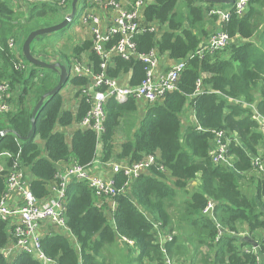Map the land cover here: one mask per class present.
Here are the masks:
<instances>
[{
    "label": "trees",
    "instance_id": "trees-1",
    "mask_svg": "<svg viewBox=\"0 0 264 264\" xmlns=\"http://www.w3.org/2000/svg\"><path fill=\"white\" fill-rule=\"evenodd\" d=\"M72 1H25L21 4L31 9L23 21L13 0H0V78L10 81L14 104L13 110L0 114V132L8 130L0 138L4 165L0 202L15 164L24 172L33 195L45 200L53 195L51 184L59 167L71 163L88 166L96 158L106 164L133 163L153 156L155 163L131 180L124 171L115 174L118 188L128 180L130 185L114 198L113 223L111 211L102 206L105 198H100L98 206L94 189L84 181H72L63 207L71 236L46 223L40 241L42 252L55 264H165L167 256L177 261L188 256L183 239L187 234L186 242L196 248L189 257L192 264L196 258L198 264H260L264 255V176L254 172L253 160L260 157L264 161V133L249 105L254 104L256 113L264 117V0H249L242 14L234 8L235 0L229 17L220 24L218 11L226 10L227 4L149 0L142 13L146 29L134 36L137 53L154 49L166 61L185 60L186 67L177 89L145 104L143 117L136 99H108L100 134L78 127L69 138L66 131L81 122L91 108L82 92L90 79L72 73L70 58L99 73L102 60L93 51L92 39L75 44L70 37L72 41L65 42L71 46L70 53L62 55L61 50L48 49L44 36L36 38L33 54L42 59L58 54L70 74L62 89L45 100L29 136L34 109L41 97L57 86L59 72L30 64L22 45L32 31L63 21L62 8ZM75 22L76 18L62 31ZM150 27L156 30L150 31ZM217 29L229 35L231 44L213 54L193 56ZM10 39L19 42L17 51L9 47ZM120 39V35L114 36L107 48ZM21 63L26 67H15ZM106 75L125 78L136 86L146 76V64L135 57L114 55ZM68 86L75 92L67 101L62 91ZM189 107L196 123L185 125ZM216 131L223 132L228 142L226 159L220 163L213 161L211 153ZM118 138L123 141L119 148ZM252 182H256V190L250 194L243 191ZM211 203V213L204 214ZM9 223L0 216V264H41L26 252L5 256L4 250L17 241ZM160 232L177 233L162 241ZM241 233L249 234L257 246L245 241ZM201 246L208 252L201 251Z\"/></svg>",
    "mask_w": 264,
    "mask_h": 264
},
{
    "label": "built area",
    "instance_id": "built-area-1",
    "mask_svg": "<svg viewBox=\"0 0 264 264\" xmlns=\"http://www.w3.org/2000/svg\"><path fill=\"white\" fill-rule=\"evenodd\" d=\"M23 3L35 0H13ZM149 0H85L84 10L81 15V23L88 27L93 41V51L101 58V71L95 73L91 66L86 63H75L72 72L75 75L86 76L90 83L86 85L82 92L87 97V102L91 104L84 119L76 123L79 128H91L100 134L103 130V122L106 118L105 104L108 99L113 98L119 102L128 101L130 98L136 99L141 106L153 104L165 97L171 91L177 89L181 73L186 67L185 60L172 61L168 69L162 71L160 65L165 62L156 50H151L146 54H138L134 36L145 30L142 24V13ZM249 0H237L234 8L239 14L245 12ZM100 11V12H99ZM219 22L229 17V11H218ZM107 23L103 24L104 18ZM150 31H155L156 27H150ZM120 35V41L107 48V44L114 36ZM231 44V39L224 31H215L209 38L200 44L193 56L203 57L205 54H213L216 50L223 49ZM17 41L9 40V47L17 51ZM118 55L124 59L138 58L146 64V76L142 82L136 86H131L125 78H111L106 75V69L111 57ZM16 68H25L24 63L15 65ZM199 82V86H200ZM12 86L9 80L0 78V114L14 109L12 101ZM256 121L264 133V117L255 114ZM213 161L220 163L225 161L228 153V142L224 133L215 132L214 147L212 149ZM102 163L99 158L88 166L78 163H71L59 167L55 174V180L51 184L53 195L48 199L40 200L31 192L29 182L24 177V172L15 164L7 175L8 189L3 200L0 202V216L8 219L10 226L15 229L17 241L11 243L9 248L4 250L6 257L12 256L15 252H26L34 255L41 264H55V261L47 257L41 250V238L43 227L46 223H52L62 232L71 236L64 216V199L67 187L72 181H84L95 190L101 206L100 198L108 200L109 204H115L114 198L119 192L129 188L130 180L138 174L146 171L155 163L153 156H146L140 161L129 163L127 161H110L103 165V170H99L97 165ZM0 170L3 168L0 167ZM253 170L260 176H264V161L260 157L253 160ZM124 171L130 177L123 188L117 187L115 174ZM213 204L207 205L203 213L210 214ZM158 228V225L156 226ZM220 232H224L220 228ZM160 232L162 241L172 236H165ZM249 234L241 233V237ZM250 236V235H249ZM132 243L131 241L125 239ZM256 247V246H255ZM247 249V248H246ZM247 251H250L247 249ZM165 264H181L176 259L166 257Z\"/></svg>",
    "mask_w": 264,
    "mask_h": 264
},
{
    "label": "crops",
    "instance_id": "crops-1",
    "mask_svg": "<svg viewBox=\"0 0 264 264\" xmlns=\"http://www.w3.org/2000/svg\"><path fill=\"white\" fill-rule=\"evenodd\" d=\"M38 2H40V1H45V0H37ZM47 1V0H46ZM122 2H125L126 0H121ZM85 0L82 2V6H81V9H80V12H78V14L76 15V22L69 28V32H70V35L71 36H67V37H65V38H61V40L59 41V44H65V42H68V41H72V38L70 39V37H73L74 36V38L75 39H78V40H81V41H84V40H87V39H92V35H91V33H90V31H89V29H88V27H85L84 25H82V23H81V15H82V13H83V10H84V5H85ZM13 3H15L14 5H15V9L18 11V13H20L19 14V18L20 19H22L23 18V21L24 20H26V18H28L29 17V14H30V9H31V6H28V4H21V3H19V2H13ZM71 10H72V3H70V4H65L64 6H63V8H62V14H63V17L65 18L70 12H71ZM100 12V11H99ZM62 18V17H61ZM63 20V19H62ZM104 22H103V24H106L107 22V18L105 17L104 18V20H103ZM221 22H217V24H220ZM216 31H221V29H217ZM19 42H17V44H18ZM19 45V44H18ZM34 55H35V53H34ZM48 57H46L47 59H45V60H47V61H49V62H53V63H55V62H61V63H63V62H65V61H63V60H61L60 58V60L57 58V56L56 55H53V56H49V55H47ZM38 57V56H37ZM39 58H41V57H39ZM64 64V63H63ZM170 64H172V61H165V62H162V64L160 65V69L162 70V71H165V70H167L168 69V67H169V65ZM65 98V97H64ZM189 100H192V97L189 99ZM144 107H145V105L144 106H141V108H140V111H141V117H143L144 116ZM249 107L252 109V111H254L255 112V114H256V106L254 105V104H252V105H249ZM71 109H72V111H75V105L74 106H71ZM183 122H184V124L185 125H189V124H195L196 123V119H195V114H194V111L192 110V108H190L189 107V116L188 117H185L184 119H183ZM78 128V126L75 124L73 127H70V128H68L66 131H67V135H68V137L70 138L71 137V134L73 133V131L75 130V129H77ZM99 152H100V150H99ZM263 159V158H262ZM1 162L2 161H0V167H2L3 168V166L4 165H2L1 164ZM97 168H99V170L101 171V170H103V165H102V163H99L98 165H97ZM254 173V172H253ZM244 186H245V184H243ZM247 187L245 186V189H246ZM194 189V188H193ZM110 205H112L111 203L108 205L109 207H110ZM111 211V214L109 215V218H110V221H111V223H113V220L111 219L112 218V208L110 207L107 211H108V213H110V211ZM61 231H62V229H61ZM175 233H177V232H173L172 234H170V236H172L173 234H175ZM166 236H168V234H166ZM188 237H187V234H184L183 235V239H184V241H185V243L187 244V247H188V256L187 257H184V256H182V257H179V259L181 260V264H192L191 263V260L189 259V257L193 254V252H195V250H196V248H195V246L193 245V244H191V243H189V242H186V241H188V239H187ZM201 251H203V252H208V250H207V247L206 246H201ZM200 262V260L199 259H197L196 258V262L194 263V264H198ZM200 264H202V263H200Z\"/></svg>",
    "mask_w": 264,
    "mask_h": 264
},
{
    "label": "water",
    "instance_id": "water-1",
    "mask_svg": "<svg viewBox=\"0 0 264 264\" xmlns=\"http://www.w3.org/2000/svg\"><path fill=\"white\" fill-rule=\"evenodd\" d=\"M203 1H208V2H215V3H219V4H233L235 2V0H203ZM80 0H73L72 1V10L71 12L64 18L63 21H61L60 23L51 25V26H47V27H42L39 29H36L34 31H32L27 38L25 39L23 45H22V52L23 55L25 56L26 60L34 65V66H38L41 68H48V69H53L55 71L59 72V80H58V84L57 86L51 90L50 92L44 94L41 99L39 100V102L37 103L34 112H33V120H32V129L30 131L29 136L32 134L33 129H34V118L36 117L38 111L40 110V108L42 107V105L44 104L45 100L58 93L63 85L68 81L69 79V70L67 68V66L61 62H49L45 59L39 58L36 55L33 54L32 51V43L33 41L40 37V36H44V35H48V34H53L56 33L60 30H63L64 28H66L74 19L76 13H77V8L79 5ZM10 131V130H9ZM8 132V130H4L0 132V138L3 137L6 133ZM223 230V229H222ZM245 241H248L251 244H254L255 246L257 245V242L249 235L244 237Z\"/></svg>",
    "mask_w": 264,
    "mask_h": 264
},
{
    "label": "rangeland",
    "instance_id": "rangeland-1",
    "mask_svg": "<svg viewBox=\"0 0 264 264\" xmlns=\"http://www.w3.org/2000/svg\"><path fill=\"white\" fill-rule=\"evenodd\" d=\"M84 0H80V2H79V5H78V8H77V14H78V12H80V9H81V6H82V2H83ZM230 9H232V4H230V5H228L227 7H226V10H224V11H230ZM76 14V15H77ZM76 15H75V17H76ZM74 17V18H75ZM67 36H71L70 35V32L68 31V29H66V30H64V31H62V30H60V31H58V32H56V33H53V34H48V35H44V37H43V42H46L47 43V46H48V49H50L51 51H59V50H61V52H62V55H68L69 53H70V47L69 46H67V45H65V44H59V41L61 40V38L63 37V38H65V37H67ZM74 37V36H73ZM75 39V38H74ZM82 43V41L81 40H78V39H75V44H81ZM69 47V48H68ZM50 56H53V55H50ZM56 56H57V58L59 59H61L62 60V58L58 55V54H56ZM59 59V60H60ZM71 59V61H70V63H71V65L72 66H74V64L77 62L74 58L72 59V58H70ZM84 59H86V58H84ZM84 59H83V61H84ZM37 72H41V69H37ZM73 73V72H72ZM74 92H75V88L74 87H72V86H68L67 88H65L63 91H62V95L65 97V98H67V101L70 99V97H73V95H74ZM67 101H66V104H67ZM189 116V108L187 109V111H186V116L185 117H188ZM122 142L123 141H121V139H117V141H116V146L119 148L120 146H121V144H122ZM39 143H41V142H39ZM116 147V148H117ZM4 162V161H3ZM1 164L3 165V163L1 162ZM2 168V167H1ZM4 169V168H3ZM257 177V175H255V177L254 178H256ZM256 181V180H255ZM195 185V184H194ZM247 185V188L246 189H244V188H242L243 189V191H245L246 193H248V194H250L251 192L253 193L255 190H256V182H252L251 184H246ZM105 205V211L106 210H108L110 207L112 208V210L114 211V209H115V205H110V207L108 206L109 205V202H108V200H106V199H104V201H103V203H102V206H104ZM176 214V213H175ZM258 238V237H257ZM208 250V249H207ZM179 260V259H178ZM180 261V260H179ZM259 262H260V264L261 263H264V255L262 256V258L259 260Z\"/></svg>",
    "mask_w": 264,
    "mask_h": 264
},
{
    "label": "clouds",
    "instance_id": "clouds-1",
    "mask_svg": "<svg viewBox=\"0 0 264 264\" xmlns=\"http://www.w3.org/2000/svg\"><path fill=\"white\" fill-rule=\"evenodd\" d=\"M257 246V245H256Z\"/></svg>",
    "mask_w": 264,
    "mask_h": 264
}]
</instances>
